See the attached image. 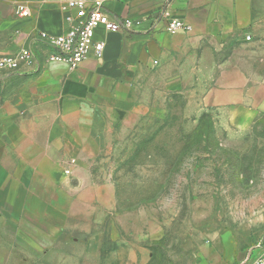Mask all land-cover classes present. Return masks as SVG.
Masks as SVG:
<instances>
[{"label":"crops","instance_id":"obj_1","mask_svg":"<svg viewBox=\"0 0 264 264\" xmlns=\"http://www.w3.org/2000/svg\"><path fill=\"white\" fill-rule=\"evenodd\" d=\"M62 1L0 0V56L24 47L35 55L0 72V210L55 241L114 209L112 186L91 164L112 125L150 114L154 95L189 92L226 115L264 112V83L249 87L224 54L252 43L264 0H112L105 11L128 26L97 28L102 56L74 69L47 62L50 47L38 37L65 30ZM20 3L28 16L16 13ZM172 18L191 29L167 32Z\"/></svg>","mask_w":264,"mask_h":264},{"label":"rangeland","instance_id":"obj_2","mask_svg":"<svg viewBox=\"0 0 264 264\" xmlns=\"http://www.w3.org/2000/svg\"><path fill=\"white\" fill-rule=\"evenodd\" d=\"M251 42L224 52L249 87L264 83V17ZM190 94L154 95L150 114L107 132L91 164L112 186L100 222L55 241L0 210V264H264V112Z\"/></svg>","mask_w":264,"mask_h":264},{"label":"built area","instance_id":"obj_3","mask_svg":"<svg viewBox=\"0 0 264 264\" xmlns=\"http://www.w3.org/2000/svg\"><path fill=\"white\" fill-rule=\"evenodd\" d=\"M112 0H63L60 6L64 11L65 30L59 34L49 35L39 32L38 37L49 45L50 49L45 57L47 62H61L69 69L76 68L90 57L100 58L104 49V42L95 39V31L102 27L109 32L122 31L128 26V21H118L105 11V5ZM16 13L28 16L29 9L20 3L16 5ZM191 27L182 20L172 18L167 21L166 31H189ZM247 40L250 36L245 37ZM35 55L30 48H21L12 55L0 56V72H15L22 66H30ZM72 159L70 163H74ZM70 173L69 169L65 170Z\"/></svg>","mask_w":264,"mask_h":264}]
</instances>
